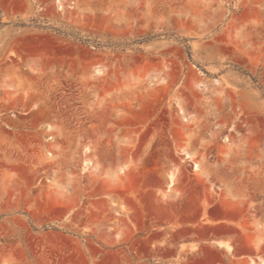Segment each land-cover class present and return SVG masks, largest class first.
<instances>
[{
	"label": "rangeland",
	"instance_id": "rangeland-1",
	"mask_svg": "<svg viewBox=\"0 0 264 264\" xmlns=\"http://www.w3.org/2000/svg\"><path fill=\"white\" fill-rule=\"evenodd\" d=\"M0 264H264V0H0Z\"/></svg>",
	"mask_w": 264,
	"mask_h": 264
},
{
	"label": "bare ground",
	"instance_id": "bare-ground-1",
	"mask_svg": "<svg viewBox=\"0 0 264 264\" xmlns=\"http://www.w3.org/2000/svg\"><path fill=\"white\" fill-rule=\"evenodd\" d=\"M97 74H101V70H98L97 69ZM179 105V107H180V109H179V116H180V119H181V121L182 122H190V118L187 116V114L185 113V111H184V109H183V107H181V105L180 104H178ZM87 151H89V150H87ZM184 153V155H185V158L184 159H190L191 158V156L192 155H190L188 152H183ZM94 165H95V161H93V160H91L90 158H85L84 160H83V163H82V172L85 174L86 172H89V171H91V169H94ZM198 168V166H196V169ZM125 170H126V168H124V167H121L120 169H119V171L121 172V173H123V172H125ZM174 175V174H173ZM173 175L172 174H170V181H172V178H173ZM170 184H171V182H170Z\"/></svg>",
	"mask_w": 264,
	"mask_h": 264
},
{
	"label": "crops",
	"instance_id": "crops-1",
	"mask_svg": "<svg viewBox=\"0 0 264 264\" xmlns=\"http://www.w3.org/2000/svg\"><path fill=\"white\" fill-rule=\"evenodd\" d=\"M214 242L216 243V245H217L219 248H221V249L227 251L228 253H229V252H230V253H233V252H234V249H232V247H231L230 245H228V243H227L226 240H224V239H222V238L219 237L218 240H216V241H214Z\"/></svg>",
	"mask_w": 264,
	"mask_h": 264
}]
</instances>
